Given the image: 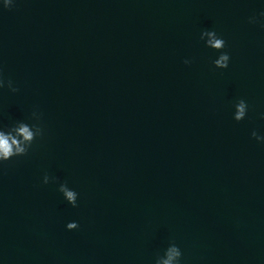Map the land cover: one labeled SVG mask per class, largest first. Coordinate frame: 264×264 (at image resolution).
Returning a JSON list of instances; mask_svg holds the SVG:
<instances>
[{"label":"water","instance_id":"water-1","mask_svg":"<svg viewBox=\"0 0 264 264\" xmlns=\"http://www.w3.org/2000/svg\"><path fill=\"white\" fill-rule=\"evenodd\" d=\"M262 12L264 0H141L144 264L173 242L180 264H264Z\"/></svg>","mask_w":264,"mask_h":264},{"label":"clouds","instance_id":"clouds-1","mask_svg":"<svg viewBox=\"0 0 264 264\" xmlns=\"http://www.w3.org/2000/svg\"><path fill=\"white\" fill-rule=\"evenodd\" d=\"M13 5V0H4V8L10 9ZM261 16H264V12L261 13ZM250 22L254 23L255 18L250 19ZM207 36L209 39L206 42V46L220 51L225 48V40L221 37H218L217 33L209 30H205L201 33V39ZM230 56L226 52H222L217 59L213 61L214 66L219 69H226L229 66ZM185 63L189 61L185 60ZM5 86V80L2 76V69H0V88ZM7 87L12 92H17L19 89L13 86L12 80L7 81ZM235 113L234 120L237 122L245 119L248 105L245 100L240 99L235 104ZM32 118L36 121L40 120V115L37 112L32 113ZM44 135V130L39 123L28 124L23 121H17L15 124L8 126L7 128H0V165H3L4 162L11 160L14 157L26 156L31 149L33 142ZM252 137L256 140H264V137L257 135L255 131L252 132ZM49 182V176L45 174L43 178V183L47 184ZM59 191L63 193V196L66 197L67 201L72 202L73 207H77V192L74 190H69L66 183L60 184ZM79 227L77 222H70L67 224V229L74 230ZM182 257V252L180 248L173 242L171 243L163 256H158L155 264H180Z\"/></svg>","mask_w":264,"mask_h":264}]
</instances>
